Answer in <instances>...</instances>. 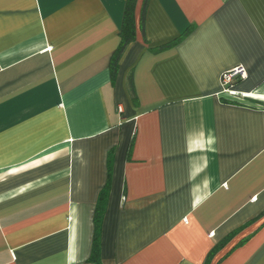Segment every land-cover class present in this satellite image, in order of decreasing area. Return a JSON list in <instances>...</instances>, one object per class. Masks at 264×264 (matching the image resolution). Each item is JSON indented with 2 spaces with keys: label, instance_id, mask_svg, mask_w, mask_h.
I'll return each instance as SVG.
<instances>
[{
  "label": "crops",
  "instance_id": "1",
  "mask_svg": "<svg viewBox=\"0 0 264 264\" xmlns=\"http://www.w3.org/2000/svg\"><path fill=\"white\" fill-rule=\"evenodd\" d=\"M144 1L0 0V264H264V0Z\"/></svg>",
  "mask_w": 264,
  "mask_h": 264
},
{
  "label": "trees",
  "instance_id": "2",
  "mask_svg": "<svg viewBox=\"0 0 264 264\" xmlns=\"http://www.w3.org/2000/svg\"><path fill=\"white\" fill-rule=\"evenodd\" d=\"M137 0H126L123 10V17L122 22L119 30V37H120V43L115 51L112 59H111V76L114 77L116 69H117V63L119 61V58L121 57L124 49L126 46L131 43L134 39V10H135V4ZM147 4V0L144 1L143 7H142V13H141V21L144 19V12L145 7ZM180 40L177 39L162 48L169 47L171 45H174ZM129 90L131 93V96H134V89L132 86L131 80H129ZM108 192V186H105L104 190L99 194L98 198V204L95 209L94 218H93V224H94V236H93V244H92V257L91 259L96 261L99 257V236H100V230H101V224L104 214V207H105V199L107 197Z\"/></svg>",
  "mask_w": 264,
  "mask_h": 264
},
{
  "label": "built area",
  "instance_id": "3",
  "mask_svg": "<svg viewBox=\"0 0 264 264\" xmlns=\"http://www.w3.org/2000/svg\"><path fill=\"white\" fill-rule=\"evenodd\" d=\"M246 78V72L242 66H236L230 71L223 73L220 77L222 92L229 96H234L233 85L237 80Z\"/></svg>",
  "mask_w": 264,
  "mask_h": 264
}]
</instances>
